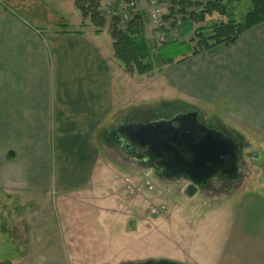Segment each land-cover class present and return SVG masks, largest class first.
<instances>
[{
    "label": "crops",
    "instance_id": "crops-1",
    "mask_svg": "<svg viewBox=\"0 0 264 264\" xmlns=\"http://www.w3.org/2000/svg\"><path fill=\"white\" fill-rule=\"evenodd\" d=\"M112 2L101 0V8ZM82 22L75 0H0V263L116 264L107 252L122 237L136 251L117 264L153 259L144 246L153 245L159 225L133 223V216L123 224L126 211L116 200H130L112 187L111 174L112 162L125 165L103 135L155 99L192 104L203 118L213 114L264 139V23L153 76L127 73L108 31ZM145 79L166 91L130 105L123 85ZM216 196L176 229L167 215L170 236L162 239L170 244L163 242L159 256L183 264H264L263 193L239 195L235 204ZM77 199L101 212L103 232L65 211Z\"/></svg>",
    "mask_w": 264,
    "mask_h": 264
},
{
    "label": "rangeland",
    "instance_id": "rangeland-1",
    "mask_svg": "<svg viewBox=\"0 0 264 264\" xmlns=\"http://www.w3.org/2000/svg\"><path fill=\"white\" fill-rule=\"evenodd\" d=\"M140 1H141V4L143 7H146L147 2H149V0H140ZM204 1H206V0H204ZM160 3L162 5V9H163L164 14H169L170 13V1L169 0H160ZM230 5H232V6H230V9L233 8V12H235L236 19H238V21H243L246 14L253 7L251 1H249V0H244V1H239V2L231 1ZM178 18H179V16H178ZM221 20H226V18L219 17L217 14L211 15V16H208L204 22L196 24L195 27L196 28H199V26L211 27L213 24H215L216 22H220ZM178 22H179L178 25L182 24L180 21H178ZM147 27L149 28V33H150L149 35H151V30L154 27V25H151V23H150V26L148 24ZM178 29H180V27ZM106 30H108V28ZM179 33H180V31H179ZM179 38L180 37H177V39H179ZM171 39H173V38H169L165 43L160 44V47L163 44H166ZM180 40L186 41L187 43H190L191 46H195L197 43V38H196V35L194 34V32L185 36L184 38H181ZM158 49H159V47L155 48L153 51L154 52L153 55L156 59L155 70L152 73H150L153 76L156 75L157 72H159V69L164 66L159 60ZM165 66H167V65H165ZM140 78L141 77L136 76V80L138 82H141ZM146 80L148 81V83H146ZM151 80L152 79H145V83H143V84H137L134 81H130V80L126 81V84L123 85V89H122L123 94L122 95L128 101H132V103L130 102L131 103L130 105H133L134 103H136V101L148 99L152 95H154V96L157 95V93L159 91H163V89H165V91H166V85L165 84H161V82L153 81V80L151 81ZM134 100H135V102H133ZM163 101L164 100H161V99H155L151 103L150 107H149V105L145 109H142V107H139V110L151 111L152 109H155L159 106H162ZM164 102L166 103V102H170V101L168 100V101H164ZM215 116H216V114H215ZM211 118L215 119L214 115L209 114V113L205 116V118L202 117V119H211ZM245 133H247V135H245L244 138L251 145L249 150L252 149L255 153H257L258 159L254 160V159H250V158L249 159L244 158V160H243L244 162H242L243 163L242 164V166H243V168H242L243 179L239 182L237 189L238 190L240 189V191H242L239 195L249 194L251 192H259V193H263V195H264V139H261L257 134H255L253 132L247 131ZM241 134L243 135L242 132H241ZM244 151L248 152L247 149ZM102 156H103V153H102ZM130 162L134 163L133 160ZM122 163H124V162H122ZM128 163H129V160H128ZM112 164L115 165L114 166L115 173L111 174V177H112L111 182L114 185L112 187L113 188L116 187L117 190L119 191V193L123 197L128 196V199L130 200V201L120 200V199L116 200L117 205L122 203V207H124L125 208L124 210L126 211L125 216L123 218V222H124V220H125V222L123 224L126 225L127 219L130 218L131 216H133L130 219L133 223H134V219H136V218H137V220H143L146 223L148 222V220L152 219L153 223L155 222L156 225H159V229L158 230L156 229V231H155L156 235L153 238V241L151 243L153 245L148 244L147 246H144V250H147V252L153 253V257L150 256L153 259H162L161 256H159L160 255L159 251H162V249H164L166 247L169 248V246H168L170 244L169 241L162 239V234L168 235V230H170V228H171V223H169V221L166 219L167 215L171 214L172 215L171 219L174 218L175 222L173 225H174V229H176L178 227L179 222L186 221L188 223H191V222H193V220L195 221V219L198 218V215H200L201 212H204L206 209L210 208L208 206H205L206 200H205V197L201 193L200 190L194 196L187 197L184 195V193L178 191L179 183L176 181L174 183H171L173 186V190H172L171 195L164 196V197L157 196L156 202L159 204L160 203L165 204L167 209L158 215H153L149 211L150 205L144 201L143 197H141L139 195L130 194L125 187L124 179L126 177L129 176L132 180H137V179L142 177V174L137 172L136 169L133 168L132 165L124 168L123 166H121V167L118 166L116 163L112 162ZM137 166H139V165L137 164ZM154 180L156 181V183L160 187H162V188L165 187V183L163 181L159 180L158 178H154ZM109 190H110V187H109ZM222 193H224V191H219V188H218V189H215L212 193H210V196L212 197V196H214V194L219 195V196H216L214 198L216 200H219V199L223 200L224 204H227L228 202H230V200L234 204L237 202V200H238L237 198L239 195L232 196V197L229 196L230 197L229 198L227 196L222 195ZM205 194L208 195V192H206ZM131 198L134 199L133 202H131V200H132ZM232 200H234V201H232ZM96 201H98V200L96 199ZM210 202L213 203L211 200L209 201V203ZM91 204H93V203H91ZM175 204H176V206H174ZM65 211L70 213L72 218L77 219V218L83 217L86 219V221H90L96 228L98 227V229L101 230V232L104 231V228L101 227V225L99 224L100 222L97 220V219H99L101 221V212L97 209H94V208H90V209L87 208V206L84 205V203L81 202L80 199L72 201L69 205H67L65 207ZM62 215L64 216L65 214L63 213ZM155 217L158 219H155ZM154 220H156V221H154ZM161 220L163 223L157 224ZM130 224H131V222H130ZM119 229H120V227H119ZM105 234H107V233H105ZM168 236H170V235H168ZM6 238L7 239L9 238L8 235L6 236ZM163 242L165 244H167L166 247L164 246ZM129 244H130L129 239H127V237H122V241H121L120 245L114 246L113 251L107 252V253H111L113 255H116L114 263L117 264V263H120V262L125 261L127 259L134 258L133 251H136V250H133V249H136V248L133 246H130ZM7 248H8L7 250H9V246ZM105 256H107V255H105ZM101 257H102L101 254H97L94 257V259H95L94 261L101 259Z\"/></svg>",
    "mask_w": 264,
    "mask_h": 264
},
{
    "label": "trees",
    "instance_id": "trees-1",
    "mask_svg": "<svg viewBox=\"0 0 264 264\" xmlns=\"http://www.w3.org/2000/svg\"><path fill=\"white\" fill-rule=\"evenodd\" d=\"M169 1L170 13L163 16L165 26L179 30L180 38H173L159 47V60L164 66L175 65L192 55L211 50L220 44L231 45L243 33L264 23V0H249L253 7L243 21L236 19L235 13L231 11L227 2L244 0ZM75 6L81 12L83 26H86L88 21L97 29V32L108 28L107 31L113 40L115 58L127 73L145 75L155 70L156 59L146 36L149 21L147 13L135 12L132 8H128L129 18L125 20L121 14L109 18L101 8V0H75ZM215 14L226 20L216 22L211 27H195L196 24L204 22L208 16ZM178 21L182 24L178 25ZM192 32L197 38L195 46L180 40Z\"/></svg>",
    "mask_w": 264,
    "mask_h": 264
},
{
    "label": "water",
    "instance_id": "water-1",
    "mask_svg": "<svg viewBox=\"0 0 264 264\" xmlns=\"http://www.w3.org/2000/svg\"><path fill=\"white\" fill-rule=\"evenodd\" d=\"M197 116V113L182 116L178 120V127L173 126L170 122H162L154 125H139L134 132L138 137L151 142L157 148L167 150L171 156V165L184 170L183 177L171 179H164L162 176L155 177L165 184L177 181L180 192H182V186L187 184L183 191L187 197L194 196L199 190L201 193H205L206 189L203 186L209 179L214 178L224 167H227L229 171L238 172L241 163L238 162V152L241 147L234 137H228L216 128H211L207 125L208 123H199ZM117 128L111 129L103 135L104 142L108 146L112 144L108 139L114 136ZM113 138L118 140L116 136ZM135 169L149 170L146 166H135ZM121 264L183 263L169 259H147Z\"/></svg>",
    "mask_w": 264,
    "mask_h": 264
},
{
    "label": "flooded vegetation",
    "instance_id": "flooded-vegetation-1",
    "mask_svg": "<svg viewBox=\"0 0 264 264\" xmlns=\"http://www.w3.org/2000/svg\"><path fill=\"white\" fill-rule=\"evenodd\" d=\"M194 113L198 114L197 120L199 123H208L207 125L211 128H216L228 137H234L235 141L238 142L241 147L238 152V162H241L239 164L238 172L229 171L227 170V167H224L214 176V178L209 179L203 186L204 189L208 191V195H204L205 200L210 201L212 200V197L209 192H212L215 189L219 188V191H224V193H230L232 190L237 189L239 182L243 179L242 162H244V158L258 159L257 153L252 149L249 150L251 145L240 131L225 126L216 118L202 119L201 112H199L192 104L180 101H170L166 103L163 102L162 106L152 109L151 111L138 110L128 118H124L118 125L113 136L118 138V143L113 137L108 140L112 143L111 147L116 150V155L121 160V163L124 162L123 164L125 167L132 165L133 168H135L137 164L139 167L146 166L152 176H162L164 179L183 177L184 170L180 167L171 165V156L167 150L164 148H157L151 142H147L138 137L134 132L139 125H154L162 122H170L173 126L178 127L179 118ZM246 149L248 152L244 151ZM132 160L134 163L136 162V165L130 162Z\"/></svg>",
    "mask_w": 264,
    "mask_h": 264
},
{
    "label": "built area",
    "instance_id": "built-area-1",
    "mask_svg": "<svg viewBox=\"0 0 264 264\" xmlns=\"http://www.w3.org/2000/svg\"><path fill=\"white\" fill-rule=\"evenodd\" d=\"M125 0H114V5L123 2ZM128 8H132L135 12L144 10L141 2L139 0H129L127 3ZM148 7L150 9V18L154 24V29L152 32V43L162 44L168 40L170 35L177 36L176 31L169 33L164 27V21L162 19L163 9L160 0H149ZM110 17H114L119 14L115 8H111L106 12ZM122 17L126 20L129 18V12L125 11ZM125 187L127 191L134 195H143L144 201L150 205L149 211L153 215H158L165 211L167 208L165 204L157 203V196L164 197L169 196L172 193L173 186L165 185V187H160L151 173L147 170L142 172V177L137 180H132L129 176L124 179Z\"/></svg>",
    "mask_w": 264,
    "mask_h": 264
}]
</instances>
